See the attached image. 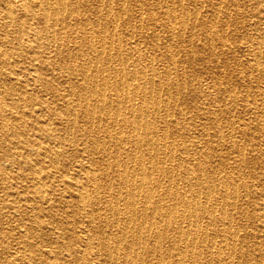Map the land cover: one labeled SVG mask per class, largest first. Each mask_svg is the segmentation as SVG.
I'll return each instance as SVG.
<instances>
[{"label": "bare ground", "instance_id": "bare-ground-1", "mask_svg": "<svg viewBox=\"0 0 264 264\" xmlns=\"http://www.w3.org/2000/svg\"><path fill=\"white\" fill-rule=\"evenodd\" d=\"M0 162V264H264V0H0Z\"/></svg>", "mask_w": 264, "mask_h": 264}, {"label": "rangeland", "instance_id": "rangeland-1", "mask_svg": "<svg viewBox=\"0 0 264 264\" xmlns=\"http://www.w3.org/2000/svg\"><path fill=\"white\" fill-rule=\"evenodd\" d=\"M93 0H90V2H92ZM13 57V59L14 60H16V63H17V68L19 69V68H21V69H17V70H15V72L17 73V75L19 76V77H21V78H24L25 76H27V72H26V70L24 71V68H25V66H26V64H24V63H22V59L20 58V57H16V56H12ZM22 63V64H21ZM21 65H23V68L21 67ZM24 75V76H23ZM238 82H236V87H237V91H238V93L241 95V93L243 92V89H244V87L243 86H241L240 84H242L241 82L242 81H239V80H237ZM247 82V84L249 83V79H247L246 80ZM29 86H31V89H33V91H36L37 92V90H38V88H40L39 87V85L38 84H31V85H29ZM31 91V90H30ZM33 91H31V92H33ZM240 101H241V96L239 97V101H238V103H240ZM232 112L234 113V114H236V115H240L241 117H246L247 118V116L248 115H244V112L242 113V111L239 109V108H235V109H233L232 110ZM238 138V140H239V142L240 141H242L241 139L243 138L242 136H238L237 137ZM227 151H229L230 152V150H227ZM233 155V156H232ZM234 155H235V153H231L230 154V156L231 157H234ZM249 156V155H248ZM0 164H3V163H1L0 162ZM3 166H4V164H3ZM8 168H11L12 170H17V166H7ZM257 171H258V169H257ZM248 178V179H247ZM244 179L245 180H247V181H251V180H253V177H251V176H249V175H245L244 176ZM1 182V181H0ZM56 194H54L53 196H55ZM62 199V201L63 202H67V203H69V201L71 200V198L68 196H66V199H64V198H61ZM59 207V206H58ZM54 208H56L55 210H54V213H55V216H56V219L57 220H59V218H61L62 220H65V218H64V215H65V213L64 212H62L61 210H60V208H57V205L54 207ZM66 209H68V208H66ZM57 213V214H56ZM59 216V217H58ZM75 219H77L76 217H74ZM42 219V221H43V224H44V226L46 225L45 224V222H48L49 221V217L48 216H44V217H42L41 218ZM68 219H70V218H67V220ZM8 222H10V223H12V220H10V219H8V218H4L3 219V221H2V224L3 225H5V224H7ZM13 225H15V224H13ZM0 226H2V225H0ZM16 230H17V227L15 228H13L12 229V232L13 233H15L16 232ZM37 241H35V243H36Z\"/></svg>", "mask_w": 264, "mask_h": 264}]
</instances>
